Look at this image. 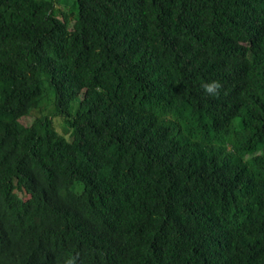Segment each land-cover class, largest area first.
<instances>
[{
    "label": "trees",
    "instance_id": "16d2710c",
    "mask_svg": "<svg viewBox=\"0 0 264 264\" xmlns=\"http://www.w3.org/2000/svg\"><path fill=\"white\" fill-rule=\"evenodd\" d=\"M74 7L0 0V264H264V0Z\"/></svg>",
    "mask_w": 264,
    "mask_h": 264
},
{
    "label": "rangeland",
    "instance_id": "374dc122",
    "mask_svg": "<svg viewBox=\"0 0 264 264\" xmlns=\"http://www.w3.org/2000/svg\"><path fill=\"white\" fill-rule=\"evenodd\" d=\"M69 2L70 8L73 9V13L77 16L78 15V11L75 9L74 7V2L76 0H67ZM59 9L70 14V11L68 10L67 5H59ZM71 15V14H70ZM72 21L74 22V18H72ZM34 121V118H27V119H23L22 123H24L25 125H31Z\"/></svg>",
    "mask_w": 264,
    "mask_h": 264
},
{
    "label": "clouds",
    "instance_id": "9594fccd",
    "mask_svg": "<svg viewBox=\"0 0 264 264\" xmlns=\"http://www.w3.org/2000/svg\"><path fill=\"white\" fill-rule=\"evenodd\" d=\"M206 91L208 92H213L215 90V88L219 87L218 84H210V85H206Z\"/></svg>",
    "mask_w": 264,
    "mask_h": 264
},
{
    "label": "bare ground",
    "instance_id": "6f19581e",
    "mask_svg": "<svg viewBox=\"0 0 264 264\" xmlns=\"http://www.w3.org/2000/svg\"><path fill=\"white\" fill-rule=\"evenodd\" d=\"M140 4V3H139ZM207 5V4H206ZM199 24V23H198ZM197 56V55H196ZM196 56H195V58H196ZM123 58V57H122ZM136 58H138V57H136ZM118 59V58H117ZM197 60V59H196ZM133 61V60H132ZM139 61V60H138ZM118 62V61H117ZM123 64V63H122ZM127 64V63H126ZM118 65V64H117ZM143 65V64H142ZM164 89V88H163ZM164 94V93H163ZM166 94H168V93H166ZM227 262V261H226ZM229 264V263H228Z\"/></svg>",
    "mask_w": 264,
    "mask_h": 264
}]
</instances>
